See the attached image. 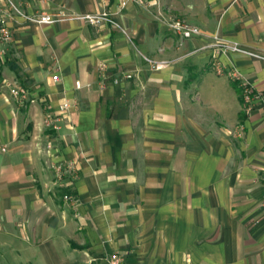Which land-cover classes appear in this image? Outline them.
<instances>
[{"label":"crops","instance_id":"1","mask_svg":"<svg viewBox=\"0 0 264 264\" xmlns=\"http://www.w3.org/2000/svg\"><path fill=\"white\" fill-rule=\"evenodd\" d=\"M9 1L55 21L0 0L13 35L0 44V264H264V108L252 98L244 113L216 71L264 97V0ZM66 161L79 169L67 189L53 177Z\"/></svg>","mask_w":264,"mask_h":264},{"label":"built area","instance_id":"2","mask_svg":"<svg viewBox=\"0 0 264 264\" xmlns=\"http://www.w3.org/2000/svg\"><path fill=\"white\" fill-rule=\"evenodd\" d=\"M5 1L8 2L10 9L12 10L13 13L19 15L26 21H32L38 25H49L55 21L54 17L47 15V14H41L37 16H28L24 14L22 11H20L19 9H17L9 0H5ZM125 6H126V2H122L120 4L121 9L124 8ZM1 16L2 15L0 14V44L9 45L13 41V35ZM79 18L95 26H101L103 23L109 22L108 15L106 13H103L100 15H86V16L79 17ZM168 27L175 35H177L181 39H190L194 36L199 35V30L196 27L190 26L179 20L169 21ZM219 46L222 47V49H228L233 52L238 51L237 47L235 46H227V45H219ZM141 57L143 58L144 62L149 66V68L153 71L161 70L167 66V62L155 61L143 55H141ZM216 70L218 71V73L220 72L219 67H217ZM99 71L103 74L106 71V66L104 64L100 65ZM228 76L232 81L238 84V87L241 90L242 100L249 107L252 104L251 103L252 98L256 99L257 95L253 93V90L247 83L243 82L240 79L237 73L230 71ZM122 78L125 80H128L132 78V75L125 74L122 76ZM52 79L56 81L57 76H53ZM75 88L80 89L81 88L80 83H76ZM10 95L14 99H16L19 103H22L25 99L24 90L18 87L11 88ZM68 108H69V104L66 102L63 103L61 106V110L63 111L67 110ZM55 122H56L55 118L48 117L46 121V126L51 127L53 129H57ZM78 171H79L78 166L74 161L57 162L53 165L54 183L59 188L67 189L70 187V185H72L73 180L76 179L78 175ZM63 200L67 202H71V203L74 202L73 197L69 194H65L63 196ZM261 206L264 208V196L261 199ZM109 264H122V263H121L120 258L117 257V255H111L109 258Z\"/></svg>","mask_w":264,"mask_h":264},{"label":"rangeland","instance_id":"3","mask_svg":"<svg viewBox=\"0 0 264 264\" xmlns=\"http://www.w3.org/2000/svg\"><path fill=\"white\" fill-rule=\"evenodd\" d=\"M144 2V1H143ZM142 2V3H143ZM157 16H161V15H159V14H157ZM55 20V19H54ZM221 45H227V44H221ZM228 46V45H227ZM233 46H235V47H237L236 45H233ZM219 47V49L221 50V51H228V49H222V47H220V46H218ZM237 49H238V51H235V53H237V54H242V55H248L249 53L247 52V51H244V50H241V49H239L238 47H237ZM230 51V50H229ZM257 58H259V59H261V60H263L264 61V56H260V55H258V57ZM159 62H162V61H159ZM217 68V67H216ZM219 70H220V72L219 73H224V74H226L227 76L229 75V72L231 71V72H235V73H237V75H239V77H240V79L243 81V82H245V83H247L248 84V82L246 81V79L242 76V75H240L237 71H234V70H228V71H223L220 67H219ZM217 71V70H216ZM217 73H218V71H217ZM229 77V76H228ZM230 81H232L231 79H230ZM232 82H234V81H232ZM240 92H241V90H240ZM240 96H241V93H240ZM241 98H242V96H241ZM256 100H259V104H260V106L262 107V109L264 108V97L262 96V95H260V94H257V98H256ZM241 104H242V111L244 112V113H249L250 111H252V104L248 107V105H246L245 103H244V101L242 100V102H241ZM263 196H264V194L258 199V206H259V208L264 212V208L261 206V199L263 198ZM112 255H117V257L118 258H120V260H121V263L122 264H124L123 263V261H122V258H121V256H119L118 254H112ZM110 256L111 255H107L105 258H106V261H107V263L109 264V258H110Z\"/></svg>","mask_w":264,"mask_h":264},{"label":"trees","instance_id":"4","mask_svg":"<svg viewBox=\"0 0 264 264\" xmlns=\"http://www.w3.org/2000/svg\"><path fill=\"white\" fill-rule=\"evenodd\" d=\"M233 84L237 87V89L240 91V88L238 87V84L236 82H233Z\"/></svg>","mask_w":264,"mask_h":264}]
</instances>
